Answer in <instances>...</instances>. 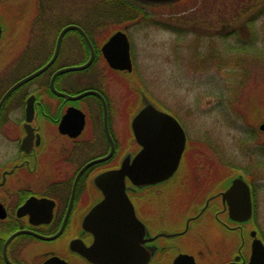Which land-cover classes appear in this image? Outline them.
Returning <instances> with one entry per match:
<instances>
[{"label": "flooded vegetation", "instance_id": "1", "mask_svg": "<svg viewBox=\"0 0 264 264\" xmlns=\"http://www.w3.org/2000/svg\"><path fill=\"white\" fill-rule=\"evenodd\" d=\"M180 1L155 3L144 0H100L97 5L102 8L100 15H109L107 18L112 15L115 18L119 17L116 14L118 11L143 13L142 17H146L149 15L147 13L168 10ZM41 3L42 0H38L34 16L27 21L28 28L51 27L56 22H59L60 27L54 37L37 38L34 35H27L22 41L11 39L12 44L20 46L17 52L6 60L8 64L13 63L11 66L14 67L30 62L34 63V67L13 80L10 85L44 65L52 57L58 33L64 26L72 24L80 27L90 44L79 30L74 28L67 30L61 38L53 62L40 74L17 86L0 107V264H99L80 252L93 244L97 236V232L93 233L85 228L84 217L103 197L101 189L95 184V177L102 172L119 168L126 155L131 157L139 149L131 129V120L140 107H137L129 118L130 142L127 140L121 144L112 134L108 121L110 137L105 131L103 108L98 96L93 95L101 113L97 112L88 100H84L86 96L65 99L54 93L49 83L52 75L60 68L85 62L91 55V49L93 60L88 67L94 63H102V66L99 65L100 70L95 72L99 77H101L99 71L105 69L132 74L134 65L128 27L131 23L130 20L121 18L120 23L123 22L121 27L109 29L102 34L106 20L69 19L62 22L61 18L65 14L61 13L58 19H55L56 14H49ZM49 9L54 12L53 6ZM122 16L125 18L124 14H120V17ZM125 21L127 23H124ZM117 30L123 31L129 41L132 63L130 71L112 68L106 61L103 44ZM3 48L4 51L9 50L6 46ZM7 66L1 68V74ZM63 73L54 78L57 90L75 95L87 89H94L102 95L106 109L108 108L107 80L102 79L93 86L70 93L64 86H56L57 78ZM10 85L0 92V98ZM128 86L131 88V83L128 82ZM151 101L155 106L173 114L179 121L178 117L163 105L155 100ZM29 102H32V114L29 112ZM67 110L68 115L63 118ZM76 110L83 114V119ZM261 121H264V116L259 122ZM259 122L254 128L258 138L246 164H241L238 160L235 163L227 162L224 154H219L221 157L219 161H215L214 157H208L202 163H197L196 159L193 161L191 164L193 174L190 173V180L194 182L196 189L201 186L199 180L201 173L210 178L209 182L216 181L221 185L218 188L213 186L201 203L191 205L190 208L194 207L193 212L187 211L177 226L171 224V215L167 212L175 208V195H169L170 191L163 194L161 189L178 173L184 152L190 144L186 132L185 147L177 169L171 177L146 186H136L125 177L124 190L133 204L139 221L132 223V232L135 233L132 243H137L138 249L143 251L147 249L150 252L145 264H175V257L182 253L191 255L194 264H198L194 254L186 250L190 243L187 237L194 225L201 241L198 255L204 264H207L209 258V245L219 241L215 233L232 235L236 242L231 252L216 253L221 257L222 264L247 262L251 250V230L255 231L256 237L264 244L263 231L257 221L259 213L254 183L259 172L264 171V129H259ZM131 141H134L132 146ZM110 150L107 158L89 163L106 156ZM87 163L89 164L83 168ZM217 171L220 172V176L217 180H212ZM237 175L242 176L250 188L251 216L244 222L236 220L240 217L239 214L235 215L229 211L227 198L223 196L231 179ZM159 209L166 210L164 221L157 212ZM206 215L210 216V229L207 227L204 229L200 224ZM100 223L102 224L96 222V228L104 229L102 226L104 222ZM113 224L111 230L117 231L120 239L118 233L114 234L112 239L124 240L120 231H127L128 224L123 221ZM173 250L175 253L168 261L165 254ZM133 256L135 257L134 254ZM112 262L130 264L134 261L130 260L129 254H121L119 251L113 253L105 264H113ZM179 264L187 263L181 261Z\"/></svg>", "mask_w": 264, "mask_h": 264}, {"label": "rangeland", "instance_id": "2", "mask_svg": "<svg viewBox=\"0 0 264 264\" xmlns=\"http://www.w3.org/2000/svg\"><path fill=\"white\" fill-rule=\"evenodd\" d=\"M99 2L42 0L41 6L49 14H56L55 19L61 13L65 14L62 22L69 19L106 20L102 34L121 27V18L130 20L128 27L133 73L128 75L105 69L99 71V77L95 72L100 70L102 63H94L87 69L61 74L56 86H64L73 93L93 86L102 79L107 80V121L112 134L121 144L127 140L130 142L129 118L144 103V99L157 101L178 117L190 144L184 152L177 175L161 189L163 194L170 191L169 195H175V208L167 212L171 215V224L177 226L187 211L193 212L191 205L201 203L213 186L218 188L221 185L216 181L209 182L210 178L201 173L204 177L200 176L201 186L196 189L190 180L193 161L196 159L197 163H202L208 157L219 161L220 155L224 154L227 162L235 163L238 160L246 164L258 138L254 128L264 116V8L260 13L251 10L240 19L223 22L221 16L225 10L219 0H206L202 4L195 3V0H183L168 10L147 13L149 15L146 17H142L143 13L118 11L116 14L119 17L112 15L107 18L109 15H100L102 8L97 5ZM37 3L38 0H0V24L3 29L0 67L7 66L6 60L20 46L12 44L11 39L22 41L27 35L37 38L56 35L59 22L44 32L28 28L27 21L34 16ZM49 6H53L54 12ZM120 14H124L125 18ZM3 46L9 50L4 51ZM11 65L8 64L2 74L0 72V89L34 67V63L30 62L14 67ZM84 100H88L100 112L92 94H88ZM219 176L220 172L217 171L212 180H217ZM254 183L259 213L257 221L264 235V171L259 172ZM165 211H157L163 221ZM200 224L204 229H210V216L206 215ZM195 228L194 225L187 237L190 243L186 250L194 254L198 264H204L198 255L201 241ZM214 235L220 242L209 245L210 254L206 263L222 264L221 257L216 253L231 252L236 242L227 233ZM174 253L175 250L168 252L165 258L170 261Z\"/></svg>", "mask_w": 264, "mask_h": 264}, {"label": "water", "instance_id": "3", "mask_svg": "<svg viewBox=\"0 0 264 264\" xmlns=\"http://www.w3.org/2000/svg\"><path fill=\"white\" fill-rule=\"evenodd\" d=\"M144 1L169 3L177 0ZM72 28L79 30L89 43L86 34L80 27L72 24L64 26L58 33L57 44L52 57L44 65L13 83L1 96L0 107L8 94L17 86L38 75L53 62L61 38L67 30ZM1 35L2 28L0 25V37ZM102 48L110 67L131 70L129 42L123 31L117 30L112 33ZM92 60L93 51L91 49V55L87 61L79 65L60 68L52 75L49 85L54 93L63 96L65 99H78L87 94L98 96L102 103L105 131L110 137L107 129L105 100L98 91L88 89L71 95L57 90L54 86V78L59 73L85 68ZM28 105L29 112L32 114V102H29ZM76 111L81 114L83 119V114L79 110ZM68 112L67 110L63 118L68 115ZM131 129L139 149L131 157L126 155L119 168L102 172L95 177V184L101 189L103 197L88 210L84 217L85 228L90 232H97V236L93 244L85 247L80 252L89 260L97 261L99 264H105L113 253L119 251L121 254L130 255V260L134 261L130 264H145L148 261L150 252L147 249L145 251L138 249L137 243H132V237H135V233L132 232V223L139 221L135 215L133 204L124 190V179L128 177L130 182L136 186L156 184L168 179L177 169L185 147V132L178 120L169 112L155 106L149 99H144L143 105L133 115ZM259 129H264V121L259 124ZM111 150L106 156L89 163L107 158ZM89 163L85 164L83 168ZM223 196L227 198L229 211L234 212L235 215L239 214L240 217L236 218V220L244 222L249 219L251 216L250 188L242 176L237 175L231 179L229 186L223 192ZM118 221L128 224L127 231H120L124 239L122 241L112 239V236L118 233L117 231H112V225ZM96 222L99 225L102 224L100 222H104L102 225L104 229L96 228ZM250 235L252 236L251 250L246 264H264V244L256 237L254 230H251ZM118 237L120 239L119 233ZM181 261L187 264H194L193 257L184 253L178 254L174 259L175 264H179Z\"/></svg>", "mask_w": 264, "mask_h": 264}, {"label": "trees", "instance_id": "4", "mask_svg": "<svg viewBox=\"0 0 264 264\" xmlns=\"http://www.w3.org/2000/svg\"><path fill=\"white\" fill-rule=\"evenodd\" d=\"M205 1L206 0H195V3L201 2L202 4ZM219 4L224 7L223 11L225 10L224 15L221 16L223 22H228L232 18L240 19L251 10H256L260 13L261 9L264 8V0H219ZM248 20L249 19H247V21ZM59 27L60 26H58L57 29H59ZM47 28L51 29L52 27H36L33 31L36 29L35 31L40 30L41 32H44ZM7 85H9V83H6L4 88L7 87ZM4 88L0 89V92L3 91Z\"/></svg>", "mask_w": 264, "mask_h": 264}]
</instances>
